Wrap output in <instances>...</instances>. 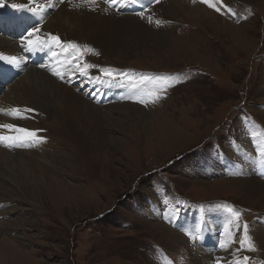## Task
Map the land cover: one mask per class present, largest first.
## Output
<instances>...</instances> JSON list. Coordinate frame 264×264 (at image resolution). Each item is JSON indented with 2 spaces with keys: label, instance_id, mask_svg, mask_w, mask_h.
<instances>
[{
  "label": "rangeland",
  "instance_id": "obj_1",
  "mask_svg": "<svg viewBox=\"0 0 264 264\" xmlns=\"http://www.w3.org/2000/svg\"><path fill=\"white\" fill-rule=\"evenodd\" d=\"M173 1L165 2L173 4L172 12L159 9L175 20L165 21L173 25L171 32L164 29L172 36L168 47L157 48L149 41L140 52L129 38L127 49L119 47L106 54L92 47L89 56L85 53L88 63L114 73H130L137 81L135 89L120 87L131 95L119 98L125 110L117 115L115 127L106 125L112 140L105 141L101 150L107 155L103 151L77 153L73 137L55 142L59 132L46 128L49 141L38 148L1 146L11 155L3 157L16 161V169L4 162L1 166L6 171L1 181L7 187L10 213L0 223L8 220L11 224L0 226V264H173V258L183 264L184 250L185 264H190L195 242L189 241L193 239L188 233L193 228L195 236L210 224L217 229L219 218V232L229 244L230 234L224 232L231 218L229 209L241 213L236 221L239 231L232 219L236 243H230L231 253L247 256L251 263H264V248L254 235L264 223L262 209L245 200L243 190L232 182L250 176L247 171L224 168L241 150L264 156V0H211L221 5V12L200 0ZM222 19L239 29V35L227 33ZM153 32L159 30L155 27ZM238 39H246L250 46ZM64 72L68 79L64 84L85 98L98 100V91L86 77L74 79L69 71ZM54 80L64 82L52 75L48 84ZM78 81L91 88L80 89L83 84ZM12 86L1 80L0 88H7L1 92L0 108L12 98ZM154 90L161 96L156 103L136 102L149 99L147 93ZM102 100L97 107L100 118L108 108ZM113 103L112 109H117ZM138 108L150 125L145 131L138 126ZM33 116L28 119L32 121ZM32 168L60 183L67 192L62 196L73 199L65 202L56 194L36 198L34 184L19 186L14 169L28 173ZM221 181L226 186L216 184ZM244 224L255 251L236 253Z\"/></svg>",
  "mask_w": 264,
  "mask_h": 264
},
{
  "label": "bare ground",
  "instance_id": "obj_2",
  "mask_svg": "<svg viewBox=\"0 0 264 264\" xmlns=\"http://www.w3.org/2000/svg\"><path fill=\"white\" fill-rule=\"evenodd\" d=\"M169 1H171V3L174 2L173 0H160L159 3H150L148 0H145V4H150L149 10L145 12V18H141L135 14L141 11L136 10L137 7L129 6L113 9L105 4L104 0H97L99 7H97L95 11L89 10L86 6L73 7L72 4L68 3V0L64 4H61L60 0H35L34 3H29V0H4V7L0 8V12H7L12 8V4H26L28 7L35 8L36 14L40 15L46 22L45 25L41 26V31L44 33L43 36L50 32L52 34L59 35L62 41H72L82 46L87 44L90 47L101 48L106 54H112L114 51L118 50L119 47L127 49L125 46L128 44L127 40L129 38L135 43L137 48H140V52L149 41H154V46H157V48L168 47L169 41L171 42L169 38L172 36L164 29L170 30L171 32L173 25L165 21L168 20L175 22V20L169 18L166 13L163 14V11L160 10L164 9L167 13L172 12L173 4L165 3ZM75 2L78 4L79 0H75ZM13 9L16 11H22L16 8ZM104 9H107V11ZM6 17L12 18L16 21L14 16L11 14H7ZM148 17H151V22H149ZM156 20L161 21V24L158 27L155 23ZM145 21L149 22V24L146 25ZM220 24L222 28L224 27L226 29L227 33H238L239 35V29L234 28L233 24H230L223 19L220 21ZM155 27L159 30V33L153 32ZM57 31L64 34V36L60 35ZM13 35L7 37L0 34V53H2L5 57L18 58V62H21V59L24 60L23 63L26 64L27 72L18 79L15 77L11 78V82H9V84L8 81L5 80L8 79V77L0 75V82L2 80L6 82L7 85H13L11 87L12 98L9 99L5 106L2 105L3 108H0L3 110V112H0V124H23V126L25 125L32 130H37L38 135L46 137L45 143L49 141V137L47 135L48 132L45 131V128L55 130L59 132V135L54 138V141H64L70 139V136L73 137L75 140L74 143L78 149L77 153H80V151L84 153L103 151V153L107 155V152L101 150V148L103 147L105 141L110 142L112 139L105 132V130L108 128L107 126L109 124L111 125L110 127H115L114 122H117L119 119L117 118V115L119 116L123 114L121 111L123 112V110H125L123 109V105L118 103L119 98H122L123 100L126 99L129 95H131L130 91L115 86L114 82L113 86L109 87L107 83L101 84L97 83L95 80L86 78L89 85L94 87V90L98 91V95L96 96L98 100L103 98L102 101L104 102V106L108 107L106 113H102V117L100 118L99 113L97 112V107H99L101 103L94 99L95 96L91 98L89 97V99L85 98L80 95L81 93H76L77 90H75L72 85L64 84L65 81L59 84L56 80H54L53 85L48 84L54 70L69 71V76H74V79L77 76H82L79 72H75L72 69L71 64L67 63L65 53L60 51V54L56 56V60L60 59V61L55 65H51L49 67V71H47L46 68H35L30 65L32 60L28 59V57L22 52L23 49L20 48L23 47V45H26V38L21 41L19 37L12 38ZM245 40L241 41L238 39L239 42H245ZM246 42L245 44H248L249 47V41ZM86 54L84 55V60L87 61ZM4 64L11 63L0 61V65ZM91 64L95 65V63ZM100 66L103 65L101 64ZM66 67H69V69ZM95 71L97 70L94 68L90 70L92 75L97 76L98 72L96 73ZM37 74H39V78L35 77ZM101 79L104 80V77H101ZM20 82H23L22 85H19ZM117 91H120V93L114 94ZM110 103L115 104L117 109H112V104ZM14 107H28L35 109L36 113L32 117L33 123L28 118L13 119L11 116L7 115L6 113L8 110ZM138 110L139 111L135 112L138 126L145 131L150 125H148L145 112L141 110V108H138ZM31 114L32 113H27L26 115L28 116ZM60 119L62 122L58 123ZM53 120H57V123ZM35 123L40 124V126ZM43 144H40L39 146ZM39 146L34 148H38ZM240 153L241 154L239 156H234L235 158L233 160L229 158V165H225L224 168L231 172L238 170L239 172L247 171V174L250 177L237 178L232 181L233 185H236L235 187H237L239 191L243 190L241 193L243 194V198L245 200L251 203H258L259 208L262 209V217L264 219V156L258 154L252 155L251 151L246 154V152H242L241 150ZM3 156L11 155L5 153L3 149L0 150V219H8V214L10 212L8 213V209L6 208L9 207L10 204L7 202L8 195L5 191L7 187L4 188L1 181V174L4 175L6 171L5 168L1 166H3L4 162L5 165L9 164V166L13 169L16 166L14 163L16 161H14L13 157L9 158ZM42 159H44V157H42ZM93 165L94 164H91V168ZM15 169L12 173L13 176L18 179L19 182H17L19 183V186H23L25 188V184L35 185L34 187L36 188L37 193L33 194V196L36 198L41 195L52 196L56 194L59 197L61 196L62 199H65L64 201L66 202L68 197H63L62 195L67 192L62 191V186H59L61 185L60 183L46 178L33 168L28 171V173ZM249 172L251 175H249ZM214 173H217L216 170ZM216 184L222 187L226 186L224 185V181L217 182ZM68 199L71 200L73 198L69 196ZM7 221L8 220H4L3 222L1 221L0 226L6 228L7 226L5 223L10 226L11 221ZM209 221L211 222V220H208V222ZM216 221L219 224L217 229H213L212 224L207 225L208 228H205L202 239L189 240L190 242H195L193 243V250H195V253L191 255V259L188 263L214 264L215 258H218L221 264H235L234 257L236 255L231 253L230 247L228 246L227 250L220 247V242L224 241V237L221 235L222 232H219L221 229V220L217 218ZM254 235L260 240L259 243L261 244V247L264 248V223L261 227H259V232ZM249 264L264 263L258 260L255 263H251L249 261Z\"/></svg>",
  "mask_w": 264,
  "mask_h": 264
},
{
  "label": "snow or ice",
  "instance_id": "obj_3",
  "mask_svg": "<svg viewBox=\"0 0 264 264\" xmlns=\"http://www.w3.org/2000/svg\"><path fill=\"white\" fill-rule=\"evenodd\" d=\"M35 0H29V3H34ZM61 3H64L65 0H60ZM160 0H150V3H159ZM201 3L206 4L208 7L214 8L215 11L221 12V7L217 6L211 2V0H200ZM220 0H218V3ZM68 3L72 4L73 7H82L86 6L91 11H95L99 4L97 0H79L77 4L75 0H68ZM104 3L113 9H119L124 7H139L141 11L135 13L141 18H145V12L149 10L150 4H145V0H104ZM4 7V0H0V8ZM12 8H16L18 10L26 9L28 12L36 14V9L33 7H28L26 4H12ZM107 11V9H104ZM149 22H151V17H148ZM156 25L159 26L161 24L160 20H156ZM26 45L28 46L30 51H34L37 49L48 48L49 50L54 48H59L65 53V59L67 63L71 64L72 69L75 72H79L80 75L86 77L90 80H95L97 83H107L109 87L113 86V81H115V86L125 87L129 86L131 89L136 88L137 81L132 78V74L130 73H114L110 69L100 68L98 65H94L88 63L84 60V55L86 52L94 51L87 45H80L76 42L72 41H62L58 35L47 34L46 36H41V27L39 23L31 24L30 26L24 29ZM56 55V53H53ZM97 55L99 53H96ZM0 61H5L13 64L15 67H19L18 58L16 57H5L2 53H0ZM96 68L100 75L93 76L90 72L91 69ZM53 75L57 76L61 80L65 79V72L63 70H54ZM101 77H108L105 81L101 79ZM142 79H149L148 77H142ZM149 99H136V102L144 104L147 106L148 103H156L161 96L158 91H152L147 93ZM0 112H3L0 109ZM27 113H36V110L33 108H20L14 107L8 110L7 115L11 116L13 119H26L31 118L28 117ZM42 131V130H40ZM46 142V137L38 135L37 130H32L26 127H21L19 125L13 123H3L0 124V146L12 149V148H31L39 146ZM231 213V218L227 222L224 227V232L229 233V244H226L224 241L220 242V247L227 250V247L230 243H236V238L233 234H231V223L232 219H235L237 222L239 221L241 213L235 212L232 209L228 210ZM236 230H240V225L237 223ZM190 238L195 240L196 236L188 233ZM240 247L235 250L236 253H239L241 250L247 251H255L254 244L252 243L251 237L248 234V225H243V239L239 241ZM235 264H249V257L247 256H239L236 255L234 257ZM168 264H172L171 261ZM214 264H220V260H216Z\"/></svg>",
  "mask_w": 264,
  "mask_h": 264
}]
</instances>
